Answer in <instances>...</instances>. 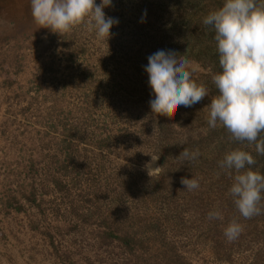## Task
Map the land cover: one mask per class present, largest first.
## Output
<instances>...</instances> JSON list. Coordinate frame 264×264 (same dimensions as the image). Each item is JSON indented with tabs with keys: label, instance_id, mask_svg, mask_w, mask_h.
<instances>
[{
	"label": "rangeland",
	"instance_id": "rangeland-1",
	"mask_svg": "<svg viewBox=\"0 0 264 264\" xmlns=\"http://www.w3.org/2000/svg\"><path fill=\"white\" fill-rule=\"evenodd\" d=\"M224 2L112 0L119 24L99 40L87 21L55 34L31 0H0V264H264V200L244 218L221 167L240 148L264 174V156L208 124L220 64L203 20ZM158 50L198 64L208 96L153 113L144 69Z\"/></svg>",
	"mask_w": 264,
	"mask_h": 264
},
{
	"label": "clouds",
	"instance_id": "clouds-1",
	"mask_svg": "<svg viewBox=\"0 0 264 264\" xmlns=\"http://www.w3.org/2000/svg\"><path fill=\"white\" fill-rule=\"evenodd\" d=\"M112 0H31V14L41 28L64 34L74 26L88 22L99 40H109L119 19L108 17L105 9ZM146 13L142 22L146 19ZM215 31L219 64L222 71L213 77L218 95L208 108V124L216 128L219 122L238 142L255 144L257 154L264 156V0H225L223 6L203 20ZM145 72L154 98L150 100L153 113L167 115L178 106L192 107L208 96V89L193 76L199 65L174 51L158 50L148 57ZM199 151L185 149L179 158L195 161ZM157 160V159H156ZM145 165L149 174L157 168ZM257 161L251 153L237 148L227 153L221 167L234 170L230 194L239 213L246 219L260 215L264 200V174L253 170ZM186 190L199 188L195 177L182 178ZM221 212H209L208 219H220ZM243 226L233 221L224 235L235 240Z\"/></svg>",
	"mask_w": 264,
	"mask_h": 264
},
{
	"label": "trees",
	"instance_id": "trees-1",
	"mask_svg": "<svg viewBox=\"0 0 264 264\" xmlns=\"http://www.w3.org/2000/svg\"><path fill=\"white\" fill-rule=\"evenodd\" d=\"M206 36H207V39H208V40H210L212 43L215 44V48L213 47L212 50H214V55H215V57H217L218 52H217L216 41H215V39H214L215 31H213V32H209V33H206ZM208 53L211 54V50L208 51ZM218 55H219V54H218ZM203 59H204V60H206V59L210 60V58H208V57H204ZM212 62H214V60H212ZM218 71H219V73H220V72L222 71V69L219 68ZM215 88H216V87H215ZM216 91H217V90H215V92H216ZM261 138H264V134H262V137H261ZM9 206H12V205L9 204Z\"/></svg>",
	"mask_w": 264,
	"mask_h": 264
}]
</instances>
